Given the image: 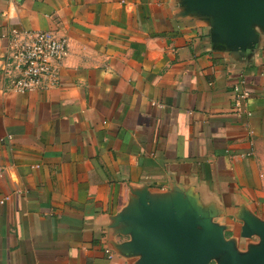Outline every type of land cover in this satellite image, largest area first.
<instances>
[{"label":"crops","instance_id":"obj_1","mask_svg":"<svg viewBox=\"0 0 264 264\" xmlns=\"http://www.w3.org/2000/svg\"><path fill=\"white\" fill-rule=\"evenodd\" d=\"M184 13L183 0H0V264H138L118 220L142 199H179L238 252L258 243L241 233L264 222V30L235 53ZM13 29L68 38L55 88L9 91ZM239 77L250 116L234 114Z\"/></svg>","mask_w":264,"mask_h":264},{"label":"water","instance_id":"obj_2","mask_svg":"<svg viewBox=\"0 0 264 264\" xmlns=\"http://www.w3.org/2000/svg\"><path fill=\"white\" fill-rule=\"evenodd\" d=\"M184 14L210 20L214 43L235 53L255 48L264 30V0H183ZM151 203L145 199L118 222L128 226L126 252L140 256L138 264H264V222L247 216L241 237L258 243L238 252L221 228L202 218L182 201Z\"/></svg>","mask_w":264,"mask_h":264},{"label":"built area","instance_id":"obj_3","mask_svg":"<svg viewBox=\"0 0 264 264\" xmlns=\"http://www.w3.org/2000/svg\"><path fill=\"white\" fill-rule=\"evenodd\" d=\"M8 48L9 53L1 71L2 76L9 82V91L30 94L58 85L60 67L69 55V41L66 36L55 31L26 32L13 29L10 32ZM232 96L234 114L237 117L250 116L246 108L247 88L240 77L233 85ZM2 175L3 170L0 169V178Z\"/></svg>","mask_w":264,"mask_h":264}]
</instances>
